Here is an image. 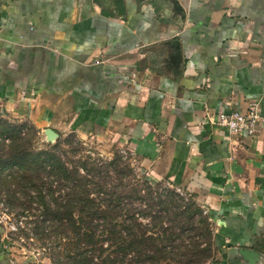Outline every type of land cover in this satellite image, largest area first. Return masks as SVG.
Masks as SVG:
<instances>
[{
  "label": "crops",
  "instance_id": "obj_1",
  "mask_svg": "<svg viewBox=\"0 0 264 264\" xmlns=\"http://www.w3.org/2000/svg\"><path fill=\"white\" fill-rule=\"evenodd\" d=\"M117 1L0 0V109L120 140L205 208L208 264H264V127L209 122L253 101L264 115V0ZM10 253L0 241V264L32 263Z\"/></svg>",
  "mask_w": 264,
  "mask_h": 264
},
{
  "label": "rangeland",
  "instance_id": "obj_2",
  "mask_svg": "<svg viewBox=\"0 0 264 264\" xmlns=\"http://www.w3.org/2000/svg\"><path fill=\"white\" fill-rule=\"evenodd\" d=\"M42 153L54 155L53 161L56 159L71 170H80L81 175L88 179L91 193L99 186L113 197V192L124 197L125 204L142 207L157 215L158 221L162 222L160 231L165 230L161 244L178 251L179 256L185 255L180 258L182 261L168 263L208 264L209 260L204 263L189 261L196 247L204 249L208 245L212 247L211 259L215 256L213 223L210 221V237L202 223L207 217L205 208L193 195L169 180H153L147 168L120 140L111 135L81 138L75 133L65 132L50 142L46 134L30 121H19L0 109V241L10 248L14 261L72 264L67 258L58 257L68 241L56 237L54 229L43 223L44 209L31 202L38 201L34 194L36 190L29 188L34 184L37 189L42 188L48 200L51 190L55 192L54 198L59 197L60 200L70 191L49 172L51 159L48 161L45 156L46 162L43 163ZM83 165L87 166L88 172H81ZM17 174L23 176L24 183L16 179ZM32 180L34 183L30 184ZM170 193L177 194L183 201L170 196ZM171 199L176 200L180 208L173 205L166 212ZM159 202L166 205L161 206ZM188 208L191 209V218L188 219L186 214L177 216L187 212ZM197 208L201 209V214ZM147 219L146 224L151 222L150 218ZM171 233L174 236L169 238ZM107 236L104 235V239ZM103 245L107 248L111 243L104 242ZM114 248L112 245L110 249ZM58 258L62 261H57ZM95 263L100 264L101 261L96 259Z\"/></svg>",
  "mask_w": 264,
  "mask_h": 264
},
{
  "label": "trees",
  "instance_id": "obj_3",
  "mask_svg": "<svg viewBox=\"0 0 264 264\" xmlns=\"http://www.w3.org/2000/svg\"><path fill=\"white\" fill-rule=\"evenodd\" d=\"M42 155L43 163L46 162L45 156L48 161L51 159L49 172L57 176L63 183V188L70 189L61 200L59 197L55 199V192L51 190L48 200L42 188L37 189L35 184L31 185L32 187L29 186L33 189L32 191L36 190L34 194H36L35 199L38 200L31 202L37 203L44 209L43 223L49 224V228L54 229V234L60 240L68 241L64 250L58 254L59 258L60 256L63 259L67 258L68 261H72V264H96V259L101 261L100 264H170L169 261H182L180 258L185 255L179 256L176 253L178 251L175 252L171 247L161 244L165 230L160 231L162 222L158 221L157 215L142 207L125 204L124 197L118 196L115 192L112 193L113 197L98 185L99 188L93 189L91 193L88 190V179L81 175L80 170L75 168L71 170L60 161L56 159L53 161L55 156L52 154L42 153ZM83 166L84 170L82 169L81 172L87 171V166ZM17 176L16 179L24 183L23 176L19 174ZM33 183L34 180L30 182V184ZM169 195L183 201L177 194ZM169 201L170 203H167L169 206L165 208L166 212L173 205L180 208L176 200ZM159 205H166V203L159 202ZM190 210L188 208L187 212L177 216L186 214L189 219L191 218ZM197 212L202 213L200 208H197ZM147 218H150L151 222L146 224ZM202 223L210 237L208 215ZM107 234L108 236L104 239V235ZM171 236L173 237L174 234L171 233L169 238ZM104 242H110L111 245L105 248ZM112 245L115 248L111 250ZM211 249L209 245L204 249L196 247L189 261H203V263L211 261L213 259L210 255ZM59 258L57 261H62Z\"/></svg>",
  "mask_w": 264,
  "mask_h": 264
},
{
  "label": "built area",
  "instance_id": "obj_4",
  "mask_svg": "<svg viewBox=\"0 0 264 264\" xmlns=\"http://www.w3.org/2000/svg\"><path fill=\"white\" fill-rule=\"evenodd\" d=\"M209 122L215 127L225 129L232 136L255 137L264 127V115L260 103L253 101L245 111L219 113Z\"/></svg>",
  "mask_w": 264,
  "mask_h": 264
},
{
  "label": "water",
  "instance_id": "obj_5",
  "mask_svg": "<svg viewBox=\"0 0 264 264\" xmlns=\"http://www.w3.org/2000/svg\"><path fill=\"white\" fill-rule=\"evenodd\" d=\"M169 1L178 5V3L175 0H169ZM116 4L120 7L122 4L121 0L117 1ZM45 134H46V136L50 142H54L58 138V134L56 132H54L53 130H50V129H47L45 131ZM245 252H249V251H245Z\"/></svg>",
  "mask_w": 264,
  "mask_h": 264
}]
</instances>
